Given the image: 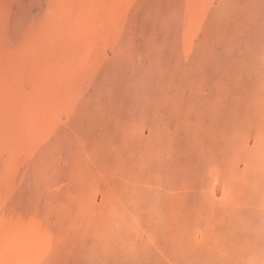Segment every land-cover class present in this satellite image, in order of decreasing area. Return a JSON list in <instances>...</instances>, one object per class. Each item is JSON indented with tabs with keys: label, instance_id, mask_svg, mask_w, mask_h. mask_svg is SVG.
<instances>
[{
	"label": "rangeland",
	"instance_id": "1",
	"mask_svg": "<svg viewBox=\"0 0 264 264\" xmlns=\"http://www.w3.org/2000/svg\"><path fill=\"white\" fill-rule=\"evenodd\" d=\"M19 227L17 264H264V0H0Z\"/></svg>",
	"mask_w": 264,
	"mask_h": 264
},
{
	"label": "crops",
	"instance_id": "2",
	"mask_svg": "<svg viewBox=\"0 0 264 264\" xmlns=\"http://www.w3.org/2000/svg\"><path fill=\"white\" fill-rule=\"evenodd\" d=\"M11 237H9L8 241L10 243V245L15 246L13 247V249L15 251H13V253H7L8 250L5 249V246L7 245H1L3 243L2 239H1V243H0V255L1 258H4L5 256H8L9 258H14L15 259V264L19 263V261H23V259H25L26 257H31L32 255L36 254L35 252L38 251V253H42L41 252V248H37V243L39 242V238L37 237V232L35 230H31V229H24L22 227H19L17 229L14 230V233H11ZM29 240H31V244H29ZM34 240V241H33ZM33 246L35 247L33 250ZM8 247V246H7ZM31 248V250H30ZM31 251L32 255L29 254V252ZM12 256V257H11ZM33 258V256H32ZM32 258H29V260H31ZM28 263V262H27Z\"/></svg>",
	"mask_w": 264,
	"mask_h": 264
}]
</instances>
